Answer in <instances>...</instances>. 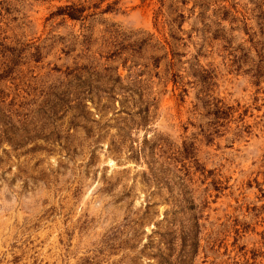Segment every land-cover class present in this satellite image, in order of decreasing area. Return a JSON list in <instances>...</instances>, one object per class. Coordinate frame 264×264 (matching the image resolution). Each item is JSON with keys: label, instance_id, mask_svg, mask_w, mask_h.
<instances>
[{"label": "rangeland", "instance_id": "rangeland-1", "mask_svg": "<svg viewBox=\"0 0 264 264\" xmlns=\"http://www.w3.org/2000/svg\"><path fill=\"white\" fill-rule=\"evenodd\" d=\"M0 264H264V0H0Z\"/></svg>", "mask_w": 264, "mask_h": 264}, {"label": "trees", "instance_id": "trees-1", "mask_svg": "<svg viewBox=\"0 0 264 264\" xmlns=\"http://www.w3.org/2000/svg\"><path fill=\"white\" fill-rule=\"evenodd\" d=\"M59 15L62 16H67L68 18L72 19V20H77L79 18L78 11H76L73 7H66L64 9H60L58 11Z\"/></svg>", "mask_w": 264, "mask_h": 264}]
</instances>
